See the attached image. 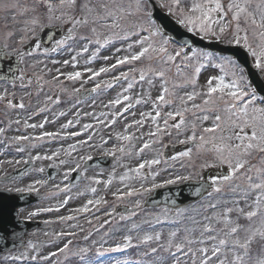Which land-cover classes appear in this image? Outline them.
<instances>
[{
  "label": "snow or ice",
  "instance_id": "1",
  "mask_svg": "<svg viewBox=\"0 0 264 264\" xmlns=\"http://www.w3.org/2000/svg\"><path fill=\"white\" fill-rule=\"evenodd\" d=\"M0 12L4 13L0 31V105L5 116L12 110H26L25 99L30 102L33 95L28 89L34 84L37 97L45 85L56 89L52 95H45L44 106H38L23 121L25 129L34 130L43 129L48 121H28L48 111L49 104L59 105V93L75 94L79 104L87 98L80 95L82 92L100 95L120 85L121 91L104 105L112 111L85 115L110 130L121 119L124 121L121 131H109L107 139L101 135L100 143L91 144L93 134H89L62 150L68 159H59V164L73 165L65 171V180L73 172L80 176L87 172L93 157L82 151L85 147L99 150L114 161L106 179L99 178L102 173L86 177L87 191L93 198L67 209L68 214L55 220L43 221L45 225H65L68 230L45 232L49 240L41 246L29 240L24 251L9 252L0 258V264H93V252L99 257L128 249H142V259L137 264H264V92H258L251 79L253 74L264 78V0H0ZM56 28L61 29L59 38L49 32L52 46L42 49L38 32ZM191 37L198 38L202 45L192 42ZM209 44L224 45L231 51H213L206 46ZM102 51L111 54L101 57ZM37 52L45 57L68 52L70 57L52 59L53 65L61 67H56L55 74L46 80L53 69L29 75L21 67L26 57ZM80 58H84L85 65L102 58L105 65L78 71L75 69ZM44 63L36 60L28 67L36 69ZM67 66L74 70L62 71ZM109 74V79L97 82V78ZM64 81L80 82V87H73L69 93ZM89 83L93 87L86 89ZM17 89L22 90L18 98ZM138 106H142L141 110L134 111ZM12 123L22 122L9 120V125ZM75 123H79L78 114ZM73 126L74 121L68 120L61 128ZM93 128L92 123L83 124L82 131L66 133L64 138L80 137ZM4 132L5 128L0 127V134ZM59 136V132L48 131L32 137L17 135L12 143L17 145V152H24L25 147L19 146L22 141ZM113 139L115 143L106 147ZM169 143L173 147L182 145L183 149L166 155ZM74 153L78 155L74 157ZM60 156L61 149H57L51 155L32 156L31 161ZM6 162L12 163L0 160V165ZM191 181L196 184L194 195L202 199L199 209H191L194 215H188V209L176 210L172 222L186 219L188 223L182 227L170 228L166 235L163 229L155 230V225L168 222L169 210L165 208L152 221L132 222L119 240L113 239L118 228L100 231L110 224L102 216L114 217L119 204L127 208V203H132L126 214L119 213L120 221H128L143 209L141 197L167 185ZM46 183L36 179L25 187L6 191L39 193L37 185L43 187ZM93 185H102L104 194L96 196L99 189ZM54 187L58 190L55 194L71 191L67 185ZM109 192L115 203L102 216L96 215L109 203ZM70 199L66 196L55 207L29 212L27 219L41 212L59 213ZM90 212L97 223L94 225L85 216L91 225L85 230L78 218ZM142 224L150 225L151 230H144ZM93 230L99 239L92 238ZM7 239V234L0 231V242L6 244ZM81 240L85 243H79ZM45 248L49 250L45 252Z\"/></svg>",
  "mask_w": 264,
  "mask_h": 264
},
{
  "label": "rangeland",
  "instance_id": "2",
  "mask_svg": "<svg viewBox=\"0 0 264 264\" xmlns=\"http://www.w3.org/2000/svg\"><path fill=\"white\" fill-rule=\"evenodd\" d=\"M21 3H24L25 0H20ZM4 13L0 12V31H3V17ZM40 32H38L39 35ZM52 46V41L51 44L47 47V48H51ZM25 48H28L29 45H25ZM44 47L42 46V49ZM41 49V52H42ZM41 52H37L35 56L33 57H26V62L25 64L21 65V67L25 68L26 72L31 75V73L33 71H36L38 74L40 72V69H45V72H47V69H53L52 73H49L48 75L45 76V79H50L51 75L55 74L54 73V69L56 67H61L60 64L57 65H53L51 63L52 59H56V60H63V59H68L70 57V54L68 52H61V53H56V54H51L47 57L41 55ZM111 53L108 51H102L101 52V57H103L104 55H110ZM36 60H43L45 63L44 64H39L37 65L36 69H32L30 67H28V65L34 63ZM113 61H108V63H112ZM46 65V68H45ZM105 65V61L100 58L95 60L91 65H85L84 64V58H80L79 60V66L77 69L78 71H83L84 67H92L94 69H98L100 66ZM74 69H72L70 66L67 67H62V71L64 72H70L73 71ZM88 74L86 73L84 75V79H87ZM111 76V74L107 75V76H102L97 78V82L100 79H109ZM61 79L63 80L64 78L61 77ZM203 80V76L201 78ZM65 85L67 86L69 93H71V89L73 87H80V82H76L75 84L71 81H64ZM9 87H11L9 85ZM35 84L33 86H31L28 90L33 92L32 97L30 98V102H29V98L25 99V103H26V110H12L8 112V115L5 116L4 114V110H3V106L0 105V109H1V116H0V122H4L5 123V132L3 134H0V139H5L6 138V143L7 145L12 146L13 148H17V145L15 143H12L13 138L17 135H28L30 137L32 136H36L39 135L41 132L44 131H48V132H59L60 136L57 138L56 142H52L53 139L47 138L45 137L43 141H22L20 143L19 146L21 147H25V151L24 152H13L10 155H1V151H0V160L3 161H9L11 160L12 163H4L3 165H0V190H6L7 188H15V187H25L28 184L32 183L34 180L36 179H40V180H44L47 181L46 185L41 187L39 185H37V188H39V193L36 192H31L34 195H42V200L31 204L29 206H24V207H20L18 208V218L20 219H27L28 213L32 212V211H37L39 209L42 208H46V207H55L61 200H63L66 196H71L72 199L69 200V204L64 208L61 209V211L59 213L57 212H41L40 215L33 217L32 219L34 220H40V222L43 224L42 228H33L31 229L29 232H27L25 234L24 237V245H22L19 249L17 250H13V251H9L12 252L13 254H19V252L24 251L29 240L33 241L34 243L37 244V246H41V244L47 240H49V237H46L44 235L45 232H58L60 231L62 228H64L65 230H68L66 228L65 225H60L58 223H53L51 225H45L43 223L44 220H55V218L61 214H68L67 209L70 208H75V207H79L80 205H82L83 203L86 202L87 199L89 198H93L92 194L89 193L87 191L88 185H89V180L86 177H91V176H95L98 173H102V176H100L99 178L101 179H106L108 174L112 171L113 168V164L114 161L112 159V157L108 156L110 158V164L107 167H101V166H96V167H87V172L84 174V176L80 177V180L78 182H76L75 184H70L69 183V179L70 176L67 180L64 179V173L65 171H67V169L69 167H72L73 165H60L59 164V159H65L67 160L68 158L66 156H64L63 154V149L67 148L68 145L70 143H75L77 140L79 139H86L87 135L89 134H93V140L91 141V144L95 145L97 143H100V137L101 135H103L105 137V139H107L108 133L109 131H121L123 128V119H121L115 126L113 129H108V128H104L102 125H97L96 121H94L92 119V117L90 116H86L85 113H89L92 112L94 114H99L100 112H110L112 111L111 109L108 108H104V105L107 104L109 102V100L113 99L116 97L117 93L121 91V86L117 85L112 89H107L106 91L102 92L99 96H97L96 94H89L88 92H82L80 95L86 96L87 98L83 100L82 103L76 104V95H69V94H65V93H59L60 97H61V103L59 105H52L49 104V110L44 112L46 114L45 116V120H49L52 118H55L54 123H51L50 126L47 125V123H45V126L43 129H25L23 127V121L26 120V116L28 115V113L26 112L27 110L30 112L36 111L38 106L42 107L44 106L43 101L45 99V95H52L53 91H56V89H53L51 87H49L48 85H45L43 91L40 93L39 97H37L36 93H35ZM91 87H93V83H89L87 85H85L86 89H91ZM17 98L19 97V95L22 94V90L17 89ZM136 91H139V88L136 89ZM153 95H155V92L153 93ZM76 105L75 107H72V105ZM120 107V106H117ZM142 106H138L136 109H133L134 111H139L141 110ZM143 110H147V108H143ZM60 111H65L67 114L65 116H59L58 113ZM77 114L79 115V123L76 124L75 120L77 117ZM16 119H20L21 120V124L17 125L15 123H12L9 125V120H16ZM101 119H103V117H101ZM129 121L132 119V117L129 115L128 116ZM68 120H73L74 121V126L70 127L68 129H62L61 125L66 123ZM38 122H34L36 124L42 123V119L41 120H37ZM86 123H92L94 125L93 129L88 130V132H85V134L83 136L80 137H76V139L70 140L69 138H64L66 136V133L72 132V131H82V126L83 124ZM17 129H19V131H17ZM101 129H103L101 131ZM7 130V131H6ZM43 142H49V144H44ZM43 143V144H42ZM112 143H115V140L113 139L109 145H107L106 147H110ZM165 143H168V141L166 140ZM31 144H36V147L33 148L31 147ZM79 147V146H78ZM57 149H61V156L59 158H54L53 160H37L35 162L31 161V157L35 156L37 154L39 155H51L52 152L56 151ZM183 146L182 145H175L173 147V145L171 143H169V146L167 149H165V154L166 155H172L175 154L177 151L182 150ZM82 151L85 154L90 153L92 156L94 155H98V156H103L102 153L99 150H96L94 148H87L85 147L84 149H82ZM74 157L77 156V153H74ZM19 160L21 161V163L16 164L15 162ZM24 160H29L30 162H32V166L31 168L26 171L24 173V175L22 177H17L15 179L11 178L8 180H2L3 177H5L6 174H8L9 172H11L13 169L19 168L21 167L24 163ZM129 163H133V161H128ZM55 165V166H53ZM49 166H53L58 170V175L50 180L47 177L46 174V168ZM179 167V165H177V168ZM43 168L44 171L40 172L39 169ZM117 171H119V168H117ZM170 171H174L172 169H170ZM183 171V170H181ZM167 174H162L163 178L164 176H166ZM180 184V183H178ZM175 184V185H178ZM54 185H60L61 187H64L65 185H67L71 191L70 192H59L58 194H55L58 192V190L54 187ZM96 186V185H93ZM167 186H172V185H167ZM98 187L99 191L97 192L96 196L99 195H103V186H96ZM166 187V186H165ZM114 190V187L113 189ZM80 192H84V195H78V193ZM11 193H16L15 191H12ZM50 193H53L50 195ZM206 195V194H205ZM154 194H147L144 197H141L142 202H143V209L139 212L138 216L133 217L131 220L128 221H120L119 220V213H125L127 212V208H131L132 207V203L128 202L127 203V208L125 207V204H119L116 208V212L117 214L114 217H103V211L105 209H111L112 205L115 203L113 197L111 196V193L109 192L106 196V199L108 200V204L104 205L101 208V212L96 213V215L98 216H102V218L108 219L110 221V224H106L105 228L101 229L100 231L103 232L105 229L112 227L114 229L118 228L119 232H117L113 239L115 240H119L120 239V235L124 232L127 231V229L129 227H131L132 222H136V223H141V221L143 220H149L152 221L155 218L156 214L162 213L163 210L165 208H168L169 210V216H168V222H166L163 225H155V230H161L163 229L165 235L167 234L168 230L170 228H179L182 227L183 224L188 223V221L182 220V221H177L175 223H173L172 221L174 220V214L176 212L177 209H188V215H194L195 213H193L191 211L192 208H196L199 209L200 206V202L201 199L196 200L195 202L189 203L187 205L184 206H179V207H175V208H171V207H167L165 205H159V206H154V207H146L144 206V201L147 199V197H153ZM135 199V198H133ZM91 207V206H90ZM126 209V210H125ZM93 212H95V209L93 208ZM85 216H87L88 219H92V223L95 225L96 219L95 217L92 215V213H87V214H82L79 216L78 218V222L83 225L85 230H88L89 228H91V225H89L87 223V219L85 218ZM119 222V223H118ZM142 228L144 230H151L150 225L148 224H142ZM94 235L92 238L94 239H99V234L95 233V231L93 230ZM133 235H135V233H132ZM80 235L82 236L83 233H80ZM113 239L109 240V245H111L113 243ZM79 243L83 244L85 243L84 241H79ZM109 245H105V247H108ZM49 249L45 248L44 251L47 252ZM52 250H54V246H52ZM136 251V250H134ZM139 251H142L139 250ZM138 251V253H139ZM9 252H4L2 254H0V258H2L5 255H8ZM115 252H110L109 254H112ZM94 252L92 254V256H94ZM124 255V254H123ZM138 256V255H136ZM126 257V255H124L122 258ZM94 257H92L93 259ZM100 256L97 257L95 256V260L93 259V264H100L99 262ZM136 261H131V260H119V259H115L112 255L111 260H108L109 262L107 263H102V264H116L117 261H121V262H130V264H137V262L139 260L142 259V257L139 255ZM11 264V262H10ZM15 264H29V262L26 261H16Z\"/></svg>",
  "mask_w": 264,
  "mask_h": 264
},
{
  "label": "water",
  "instance_id": "3",
  "mask_svg": "<svg viewBox=\"0 0 264 264\" xmlns=\"http://www.w3.org/2000/svg\"><path fill=\"white\" fill-rule=\"evenodd\" d=\"M51 32L52 35L58 36L61 34L59 28L54 30L45 29L44 32L40 33V40L42 44L47 47L50 43L48 40V33ZM192 42L197 45H202V42L196 37H191ZM213 51H223L228 53L231 49L226 48L224 45L219 44H209L206 45ZM253 86L256 87L258 92H264V78L260 77L258 74H253L252 77ZM108 159H92L88 162V165H107ZM30 164L26 165L24 168L15 171L11 176H21L24 170L28 169ZM49 178L52 179L56 175V171L53 168L47 170ZM80 175L78 172H73L71 175V182L74 183L79 179ZM196 184L195 182L183 183L178 186H171L162 189H157L154 192L153 197H148L146 200L147 206H156L159 204H166L170 207H176L193 202L200 198V196L194 195ZM167 197V198H166ZM40 197H34L30 193L25 194H10L7 191L0 192V231L7 234V243L0 242V253L6 250H12L19 248L23 242L20 240L24 233L27 232L32 226H38V223L27 222L18 220L16 217V208L19 206H24L30 204ZM173 201L175 203L173 204ZM17 234L13 236L12 234Z\"/></svg>",
  "mask_w": 264,
  "mask_h": 264
},
{
  "label": "bare ground",
  "instance_id": "4",
  "mask_svg": "<svg viewBox=\"0 0 264 264\" xmlns=\"http://www.w3.org/2000/svg\"><path fill=\"white\" fill-rule=\"evenodd\" d=\"M41 118H44V114L43 115H41ZM73 132V131H72ZM70 133V132H69ZM85 134V132H83V134H82V136ZM67 138H69L70 140H75L76 139V137L75 138H72V137H67ZM73 155H75V154H73ZM68 158V157H67Z\"/></svg>",
  "mask_w": 264,
  "mask_h": 264
},
{
  "label": "trees",
  "instance_id": "5",
  "mask_svg": "<svg viewBox=\"0 0 264 264\" xmlns=\"http://www.w3.org/2000/svg\"><path fill=\"white\" fill-rule=\"evenodd\" d=\"M130 255H131V256H135V253H134L133 250L130 251Z\"/></svg>",
  "mask_w": 264,
  "mask_h": 264
}]
</instances>
